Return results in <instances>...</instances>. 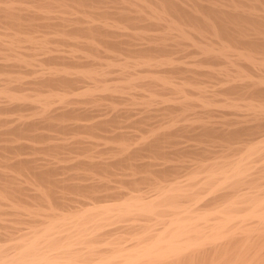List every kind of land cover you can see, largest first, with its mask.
<instances>
[{
	"label": "rangeland",
	"instance_id": "1",
	"mask_svg": "<svg viewBox=\"0 0 264 264\" xmlns=\"http://www.w3.org/2000/svg\"><path fill=\"white\" fill-rule=\"evenodd\" d=\"M156 1L89 0L85 3L81 2V4L77 0H55L46 4V6L39 10L41 15L34 17L33 23L35 25L33 26V30H35V33L38 35H44L46 34L44 31H47V38L52 41L50 45H52L54 49L59 48L61 50L40 53L37 55L40 59L38 57L37 59L41 60V62L43 61V64L40 63V65L36 60L35 66L21 63L13 57L9 58L11 55L10 51L5 50L4 52H0V89L4 87L9 89V91L11 90L14 94H17V92L19 94V92L22 91L20 95H36L42 93L59 94L50 100L39 98V100L32 101L25 99V101H23L25 105L21 107L14 106L13 103H16L17 100L11 99L6 93L0 94V171L10 174L9 176L12 175L11 180H9L11 182L9 193L7 194L8 196L6 195L0 198V246L4 251H14L17 253L25 244L24 241L15 242V239L21 238L24 240L35 238L50 223L54 222L60 226L66 224L68 221H78L75 230L79 228L83 230V232L81 235L77 233L74 234V231L73 234L71 232H66L69 233V235L64 234L65 232L59 235H51V237H54V240L47 243V245L52 249L53 253L60 258L76 260L83 264H87L100 257L106 258L107 256L116 255L121 248H125L130 252L140 249L145 245L151 244L154 238H157V228L158 231H161L163 228L162 222L171 218L170 210L160 206L155 211V215L153 213L140 212L139 210L127 213L124 211L122 203L125 204V200L132 198L134 195H142V197L151 196L157 191V186L160 185L159 181L162 184L164 182V184H167V181L171 182L172 180H175L172 182L178 183L184 181L183 183L185 186L183 183L181 185H183L185 189L191 190L190 193H192L190 194L188 191L189 194L186 196H180L176 199L174 197L170 200L166 199L163 200L162 203L173 202L175 204V202H177V204L180 203L179 205H186L195 201L196 204H193V211L195 210L196 213L211 212V210L215 211L217 208L224 207L222 208L224 212L226 210L227 213L243 215L245 212H249L248 210L253 206V203H264L261 202L264 201V126H257L255 130L254 126L252 131L247 128L249 126L259 125L258 123L261 122H259L261 118L264 120V117H262V115L264 116V96L255 94V91L258 90L256 86H259V88L262 86L264 88V83L254 84L255 82H253V80L255 79H251L253 84L248 81L250 78L261 77L262 75L260 76V74L262 73L264 76V70H258L257 67L253 69L252 65H249L243 59H237V57L233 58H235V60L237 59L236 61L238 64L236 61L233 64L225 62L228 64V66H226L225 63L223 64L224 61L222 62L221 60L224 58H214L215 61L210 58L211 61H209V58L207 60L204 56V64H202L201 60L204 58L203 55L197 53L191 46L186 47L184 44L185 46L183 45V47L179 42V38H176L177 36H182L177 33L180 27V32L182 30L189 31L190 33L192 32L190 36L186 35L185 37L219 36L210 33H193V31H191L197 30V32H201L198 29L202 31L203 29L204 31L207 29L206 32L208 31L209 26L206 27V25L201 24L202 22L200 21L207 20V14L208 16L210 14L209 11L206 12L204 10L207 9V7H211L210 4L212 1L214 4L211 5L212 7L217 6L216 9L220 8L223 11H228L230 9L232 12L233 8H237L234 12L243 11L244 13L246 10L252 13L258 12L257 14L259 15L261 14L260 12H262L264 16V8H262L264 7L262 5L264 4V0H252L254 4L256 2V4L259 3V7L256 4L257 7H252L254 5L251 4L253 2L250 3V0L249 2L247 1V4L246 0L245 2L244 0L240 2L238 0L239 3L236 0H200L202 5L198 4L197 0H192L193 2L191 0L182 1L185 8L189 9V11H193L192 13L195 12L194 14L200 17V21L198 22L201 25L196 24L197 18L194 21L195 24L192 23L193 21L191 19H189L191 23H188L189 20H183L184 18L182 19V16L178 15L179 13L177 10L174 11L175 9L171 8L166 3ZM205 3L208 5L205 6V9H202ZM243 3H245L246 6H244L245 4ZM248 3L251 4V7L254 8L255 11H250L247 8ZM200 6L203 7L199 8ZM260 6L262 9L259 11L258 9H260ZM119 10L124 11L125 15L129 14L130 16H136L142 13L146 16L141 19L129 21L123 19L122 14H118ZM196 13H199V15ZM44 15L49 17H44ZM211 16L212 15L209 16L210 20L213 19ZM175 21H178V24H175ZM216 22L217 20L214 19L213 22L210 23L211 26L209 29H217L215 27V25H217ZM232 23L230 22V26H232ZM242 24H244L245 27L247 26V30H251L252 28L251 31H248L250 33L252 32L251 34H253V37L261 36L254 33L256 28L250 26L251 24L247 21H242ZM235 26H237L236 23L232 26L234 27L232 29L241 28L239 25L238 27ZM96 27H99L98 29L104 28L105 30L116 32L117 34H114L112 38L115 36V40L120 39V41L124 38V44L126 39L128 41V38H130L129 41H131V43L132 41L135 43L136 41L137 43L147 41V44H150L148 41L151 42L153 40L159 43L161 41L159 38L162 36H176L175 52L173 54L177 59L175 60V63L177 62L175 66H177L178 69L184 67L187 70L188 68V72L185 69L183 70V68L181 69L182 71L177 69L178 72L175 71V73L172 74L175 75V78H173V76L172 78L175 80L176 85L180 86L181 83L183 84L182 81L185 80V78L184 80L182 78L184 77V73H182L184 71L185 75L188 73L186 79L189 80L188 77L191 76L192 79L194 78L193 82H197L201 90L203 88L204 91L194 90L198 88L196 84L194 88L192 85L188 86L189 90L185 88L183 92L180 91V93L186 94V98L191 97L189 99L187 98V102L186 100L184 101L186 103H183V98L185 96L178 93V91L175 90L178 94H173L170 90H161V94L165 97H170L171 93L172 97L173 95L175 96V109H173L175 111L172 110V112L166 108L161 109L160 107L162 104H159V109L157 106L158 104L153 103V105L151 104L150 106L147 103V105H145L142 97L145 94L148 95L150 91L144 89L149 86V84H143L146 81L144 78L145 81L141 79H138L137 82L135 81L136 88L134 86V88L126 90L136 95V97L134 96V98H136L135 100L134 98L131 100L132 98L126 97L128 96L125 95L126 91H121L119 89H116V92L115 90H111L112 92L103 89L97 90L95 92L96 97L94 98L86 94H74L73 89L77 86H75L76 83L73 85L75 86L74 88H69L71 87L70 85L67 87L66 84L64 85L62 83L57 86L36 83V80L48 74L46 70L48 69L49 71V67H53L51 65L52 63L54 67L58 66L61 68L62 65L68 66L72 68L69 69L72 72L77 68L91 67L94 69L96 68L97 71L99 70V74L105 73V76H107L106 72L109 71L108 73L110 74L111 71V75L108 74L109 77H107L110 79L109 82H111L112 85L114 82V86L110 84L112 87L117 86L116 84L119 83V81L117 82L115 80L116 77H118V79H123L121 76L126 78L128 74L125 73L127 72H118L116 70L119 68L118 65L121 64V61L125 62L124 60L129 56L126 52H124V56L125 54L127 56L126 58L123 56L122 52H118V54L112 52V58H109L111 57L110 54L108 57L105 51H100V53H98L99 55L97 54L96 56L83 54L81 50L70 53L65 50L76 47L72 41L75 42L78 39L80 41H87L89 39L88 35L86 36L81 33L60 34V32H57L60 31V29L75 31L77 28L79 30L82 28L96 29ZM220 28L218 27V29ZM168 29L169 33L171 32L170 30H172L176 32L177 35L175 33V35L173 33L169 34L167 32ZM140 31L143 33H140ZM163 31L168 34H165V32L164 34L161 33ZM103 37L109 39L111 36ZM146 37L154 38L150 40ZM237 37L240 40L242 37L246 36L242 35V37ZM132 38L133 40H131ZM177 40H179V45L181 44L182 48L179 45L178 48L176 45ZM155 42L152 45L157 44ZM168 42H171V40ZM124 44L123 47H127V44ZM230 44L232 46L235 44L238 46L237 43ZM242 46L243 44L239 43V49H241V51L254 54V56L257 57L256 59L261 60L264 58V47H262L263 50L259 48V50L255 51L258 48L254 50L252 47H245L244 45L243 48ZM185 48H188V50L191 48V50L187 52ZM233 48L234 50L240 51L238 47L236 48L233 46ZM5 52H9L8 54L10 55L4 54ZM119 53L121 54L119 55ZM115 54L117 55L116 57ZM51 56L59 57L51 58ZM122 58L125 59L123 60ZM218 60L221 61L226 68L221 70L222 67L218 65L219 63L220 65L222 64ZM110 61L114 62L112 64H115V67L105 66L111 64ZM199 61L200 63H198V66L200 68L196 73L200 72L202 68L206 66L205 62L210 64L212 62L213 65H215V67H213V65L207 64L209 68H221L215 70L214 73L217 71L216 74L208 69L212 73L209 75V73H207L209 72L206 69L207 67L202 70V73L195 74L193 70L194 68H198L195 64ZM98 63L101 66H99ZM217 63L218 65H216ZM240 63L245 66L241 64L242 67L238 68L237 65L240 66ZM56 64L57 66H55ZM200 64L203 67H201ZM188 66L191 67L189 68ZM235 67L238 69L235 70ZM244 67L246 69H243ZM33 68H35L36 71ZM213 68L211 70L214 71ZM229 68L230 71L233 70V72H228L231 74L228 76L226 71L229 70L224 69ZM130 69V71L133 70L132 68ZM137 69L142 70V68ZM191 69H193L191 72L194 74L189 71ZM256 69L259 72H253L257 71ZM234 70L240 73H235ZM243 70L245 71L242 72ZM221 71L222 74H220ZM74 72L71 73V78L77 79L76 81L79 86H82V84L86 85L84 80H87L88 83L91 84L95 82V80L85 79L81 76H78V78ZM223 73L226 75H223ZM252 74H256V76ZM101 75L102 74L99 76ZM111 79L114 80L112 81ZM103 83L105 82H100L101 85ZM204 83L206 86L205 88L203 87ZM226 86L228 87L226 88ZM202 92L205 94V97ZM63 96H65V98L62 100L61 98ZM179 96L180 99H182V103ZM201 96H203V99L205 98V101L199 100ZM182 104L185 105L182 106ZM164 105L162 106L165 107ZM69 108H80L85 109V111H72L64 116H60L64 109ZM30 119L31 121L36 120L39 122L32 130V134H19L12 130L13 126ZM204 123L210 126L215 124L216 127L219 125L218 128L221 126H223V128L227 126V128H231L233 126L235 129L239 127V125H242V128L239 127L242 134L240 133L238 136L229 139L227 137L224 138V136L218 137L219 134H215L216 136L213 134V136L204 135L200 137L199 134L197 135V133H199V128L197 127H200V124L201 126L204 125ZM51 124H56L57 126ZM63 126L65 128H62ZM187 126L190 129L187 128V130L184 131ZM243 128L244 130L248 129V132L242 130ZM181 129L184 130L182 131ZM195 129H197V131ZM162 132L167 137L171 135L165 143V150H167L166 155L143 150L142 147L145 142L148 141L147 139L151 140L157 135L163 134ZM144 138H146L145 141H143ZM127 157L130 158V160L125 164H116V159L119 160ZM239 162L241 166L240 172L237 174L236 172H238V170L236 171V168L239 166V164H237ZM103 164H106V166H103ZM165 164H171L172 167H175V173L169 175V177L166 178L168 179L167 181L157 176L158 172L164 168ZM34 165L37 168L34 167ZM31 167L33 170L36 169L40 171H43L44 168H47V170L50 168L53 172L50 173L52 175L49 178L52 177V179L43 181L37 178L30 169ZM212 173L216 174L213 181H209L206 184L202 182L204 177ZM155 176L158 179H155ZM53 177H55L58 184L54 181L55 179L53 180ZM49 181H54L55 184ZM3 183H5V180L0 177V188H2ZM69 183L72 184L70 185ZM73 183H82L85 185L92 184L95 185V189L94 191L92 190L93 192L71 189L70 186L74 185ZM11 189L12 191L10 192ZM50 190L54 191V194H49ZM120 190L128 195L121 196L120 199L118 198L116 200L109 198L102 204L95 201L99 196L103 198L102 195L104 193L111 194L112 192L114 193ZM244 191H249L246 193L247 195L243 194V199H240V201L246 199L245 202L242 204L240 203L241 205L239 206L237 204L234 205V203L239 200H235L231 197L235 195V192L244 193ZM253 195L254 197H252ZM253 198L256 199L252 200ZM111 199L113 201L115 200L114 202H116V204L114 202L112 204ZM110 203L112 204V209L106 212L108 210H105L103 206L106 204L110 206ZM101 205H103V209L100 207ZM98 207H100V209H96ZM120 207L125 213H119L117 211L118 209L121 210ZM124 207L126 208L127 205ZM214 208L216 209L214 210ZM87 209L89 211L84 213ZM216 214L213 215L212 218L216 216L219 218L220 215H222L221 217L224 216V214ZM67 218L68 220L64 223L63 220ZM254 218L255 217L247 218L248 220L244 219L245 221L243 223L246 225H252L254 223L251 227L248 226L249 231L247 230L246 232L229 235L214 243L206 244L197 250H191L178 258L171 257L162 261L154 260L153 262L144 261L142 264H264V223L262 222L263 224L261 223L259 225V223H256L259 218L256 217L258 220ZM242 219L238 221L237 218L235 220L237 224L235 222L233 223L234 225L231 224L233 228L239 225L238 223L241 224V221H243ZM168 234L170 235V233L167 232V235ZM67 238H80L81 240L76 241L71 239L74 240L73 242L70 240V242L73 243L75 249L68 250L65 247L66 244L69 243L68 240H66ZM82 249L83 251H80ZM30 254H35V250H31Z\"/></svg>",
	"mask_w": 264,
	"mask_h": 264
},
{
	"label": "bare ground",
	"instance_id": "2",
	"mask_svg": "<svg viewBox=\"0 0 264 264\" xmlns=\"http://www.w3.org/2000/svg\"><path fill=\"white\" fill-rule=\"evenodd\" d=\"M52 1H55V0H0V52L1 51L4 52L5 50L6 51H10L11 55L8 54L9 52L8 53L5 52L4 54H7L8 56L10 55L9 58L13 57V58L17 59L21 63H24L26 65H31L32 66V65L35 64L36 60L39 62V64L43 62V61L41 62V60L37 59V57L39 58V56H37V55H39L40 53L42 54V53H47V52L54 51V50H61L59 48L58 49H54L52 47V45H50L52 41H50L47 38V31H44V33H46V34H44L46 36H44L43 34L42 35H38L37 33H35L36 31L33 30V26L35 25L33 23L34 17L38 16V15H41L39 10L42 9L44 6H46V4L51 3ZM77 1H79L80 3L81 2L85 3V2H87L89 0H77ZM123 1H128V0H123ZM149 1H151V0H149ZM154 1H156V0H154ZM158 1L166 3L171 8H174L175 9L174 11L177 10V12L179 13V14L178 13L177 14L182 16L181 18L182 19L184 18L183 20L191 19L193 21L192 23L195 24L194 21L197 18L196 24L197 25L199 24L198 21H200L199 20L200 17H197L194 14L195 12L192 13L193 11H189V9L185 8L183 6V4H182V1H188V0H158ZM158 1H156V2H158ZM197 1H198L197 2L198 4L202 5L201 4L202 2L200 0H197ZM199 1H200V3H199ZM236 1L238 2V0H236ZM240 1L241 0H239V2ZM247 1L249 2V0H246V4H247ZM254 1H256V0H254ZM257 1H260V0H257ZM212 2H211V4H214ZM244 2H245V0H244ZM251 2H253V1L250 0V3ZM194 3H195V1H194ZM211 4H210L211 7H207V9H205V6L208 5V4L206 5V3L203 4L204 8H202L203 6L199 7V8L205 9L204 11H206V12L209 11V14L212 15L211 18H213V19H211V20H210V17H209L210 15L208 16V14H207L208 18L203 16L204 18H207V20L204 19L205 21H200V22H202L201 24L206 25V27L209 26L208 27V31L206 32L207 29H205V31H204V29H203V31L201 29H198L201 32H197V30H191V31H193V33L196 32V33H200V34L210 33V34H214V35H219L220 37L219 36L218 37H216V36L215 37H209V36L208 37L207 36H205V37H203V36L202 37H193V36L189 37L190 34H192V32L190 33L189 31L187 32L185 30L184 31L182 30L180 32V30H181V27H180V30H178L180 33L179 32H177V33L179 35H182V36L184 35V36L183 37L182 36L181 37L180 36L179 37L175 36L176 38H179V40H180V41L177 40V44L176 45L178 46L179 42H180L182 44V46L184 44L186 45V47L187 46H191L192 49L194 48L197 53L203 55V57L205 56L207 60L209 58V61H211L210 58L213 59V61H215L214 58H216V59L224 58V59H221L222 62L224 61L223 64L225 62H227L229 64L230 63L233 64L237 59H241V60L243 59L249 65H252L253 69H254V67H257L258 70H262L263 71L264 70V58H262L261 60L260 59H256L257 57L254 56V54H252L250 52L249 53H245V51H241V49H239V43L240 44L242 43L243 46L245 45V47H252V49L254 48V50H255V48H258L255 51L259 50V48L263 50L262 47H264V16H263L262 12H260L261 13L260 15L257 14L258 12L257 13L254 12V13H256V14H254V13L246 11V10L244 11V13H243V11L234 12V10H236L237 8L236 9L233 8L232 12H231L230 9H229L230 11L229 10L228 11H223L220 8L216 9V7H217L216 5L217 4L214 5L216 7H212ZM243 4H245V3H243ZM243 4H241V5H243ZM246 4L244 6H246ZM251 4L254 5L252 7H255L256 5L259 7V3L255 5L254 2H253ZM251 4L248 3L247 8L250 11L251 10L255 11V9L251 7ZM262 5L264 6V4H262ZM262 8H264V7H262ZM262 8L260 6V9H258V10L260 11ZM239 10H241V9H239ZM120 11L121 10H119L118 14H122V18L123 19H127L129 21L130 20L141 19V18L146 16L145 14L143 15L142 13H141V15L130 16L129 14L125 15L124 11H121L123 13H121ZM196 14L199 15V13H196ZM51 15H53V14H51ZM44 17H49V16L44 15ZM201 18H202V16H201ZM214 19L217 20V22H216L217 25H215V27L217 29L212 30V29H209V28L211 26L210 23L213 22ZM191 20H189L188 23H191ZM231 20L233 21V23H232ZM228 21H229V23H228ZM242 21H247L249 24H251L250 26H254L256 28V29L253 28V29L256 30V31H254V33L256 35H258V36L259 35H261V36L260 37H253V34H251L252 32L250 33L248 31L250 29L247 30V26L245 27L244 24H242ZM177 22L178 21H175V24H178ZM180 22H179V24H180ZM230 22L232 23V26H234L235 23H236L237 26H235V27H238V25H239V26H241V28L232 29L234 27L230 26ZM46 23H47V21H46ZM201 24H199V25H201ZM220 26H221V28H220ZM92 27H95V26H92ZM218 27L220 29H218ZM98 28L99 27H96V29H94V28L83 29L82 28V29H79V30L77 28L75 31H69V30L67 31L66 29H64V30L60 29V31H57V32H60V34L61 33H78V34L81 33V34H85L86 36L88 35L89 39L87 41L86 40L85 41H83V40L80 41L79 39H78L79 41L78 40H76L75 42L72 41V43H74V45H76V47L65 50V51H69L70 53H73V52H75L77 50H81L83 52V54L96 56L98 53H100V51H105V52H107V54H108L107 56L109 57V54L111 56L112 52H116L117 54H118V52H122L123 56H124V52H126L127 55H129V56L127 57L126 54H125L124 57L125 58L127 57L126 60H124L125 58H122L125 62L121 61V64L118 65L119 68H117L116 70L118 72L119 71L127 72L125 74H128V75H126L127 76L126 78L124 76H121L123 79H118V77H116L115 80L117 82L119 81V83L116 84L117 86L112 87V86L115 85L114 82H113V85L111 84V82H109L110 81V79L108 78L109 77L108 76V74H109L108 72L109 71L106 72V75L108 77L105 76V73H100V74H102L101 76H104V77H101V76H99L100 75L99 74V70L97 71L96 68H95L96 69L95 70L94 68H91V67H87V68L84 67V68H80V69L77 68V69H75L76 71L74 70L75 72L73 71L74 73H76L77 77L81 76L82 78H85V79L95 80V82L93 84H91V83H88L87 80L83 79L84 82H86V85L82 84V86H79L77 81H76L77 79L75 80V79H73V77L71 78V73H73V72L70 71L69 69H72V68H69L68 66H65V65L64 66L62 65L61 68H60V67L57 66V64L55 65L57 67H54L53 63L51 64L53 67H49V71H48V69L46 70L48 72V74H46V76L36 80V83L41 84V85L49 84V85H56V86L57 85H61V83H62L64 85L66 84L67 87L70 85L71 87H69V88H74L77 85L73 89L74 94H78V95L86 94L89 97H94L95 98L96 97L95 96V92L97 90H101V89L109 90V91L115 90V92H116V89H119L121 91H126V90H129L131 88H134V86L136 88L135 81L137 82L138 79H141L143 81L146 80L143 84H149V86L147 88H144V89H147L148 91H150V93L148 95L145 94L142 97V99L144 100L145 105H147V103L150 106H151V104L153 105V103L154 104H158L157 106H158V109H159V106L161 104L162 105L165 104L164 105L165 107H163L161 105L160 108L161 109L162 108H166V109H169V111H172L173 109H175L174 104H175V100L176 99H175L174 95L172 97V93L173 94L177 93V92H175V90L178 91V93H180V91L183 92L185 88H187L186 90H189L188 86H190V85H192V87L194 88L195 84L197 85L196 87H198V88H196L194 90H197V91L201 90L200 85H198L197 82L196 83L193 82L194 78L192 79L191 76H190V74L192 73L191 71L193 69L189 70L191 72L189 74L190 77H188L189 80L186 79L187 78L186 75L188 73H186V75H185V72L183 71L182 73H184L183 74L184 77H182V78H183V80L185 78L186 81L185 80L182 81L183 84L181 83L180 86L176 85L175 80L173 79V78H175L174 77L175 75H172V74H174L175 71L178 72V70L182 71L181 70L182 68H183V70L184 69L186 70V68L180 66L182 68L178 69L177 66H175V65H177V62L175 63V60H177V59L173 55L174 52H175V41H176V38L174 36H171V37L162 36L160 38L159 37H155V38H159L161 41L159 43L155 42V40L151 41L152 43L148 41V43H150V44H147V41H144L146 43H144V42H140V43L138 42L137 43L136 39H135L136 43L134 41H132V43H131V41H129L130 38H128V41L126 39V42L124 44L123 43L124 42L123 40H125L124 38L122 39V41H120V39L119 40L118 39L115 40V38H114L115 36L113 37L114 39L112 38V36L114 34H117L116 32H113L112 30L108 31L107 29L105 30L104 28L103 29H98ZM101 28H102V26H101ZM251 30H252V28H251ZM170 31H171L170 33H173V34L175 33L176 34V32H173L172 30H170ZM164 32L165 31H163L161 33L164 34ZM167 32L169 33V29H168ZM140 33H143V32L140 31ZM168 33L165 32V34H168ZM186 35H189V36L185 37ZM242 35H244L246 37H242ZM97 36H99V37H97ZM103 36H106V37L107 36L108 37L111 36V37H109V39H108V38H105ZM237 36H239V37L241 36L242 38L239 40V38ZM146 38L151 40L154 37H152V38L151 37H146ZM131 40H133V38ZM169 40H171V42H168ZM154 42L157 43V44L152 45ZM230 43H233V44L237 43L238 46H236V44L233 45V46H235L236 48L238 47V49L240 51L234 50L233 46ZM123 44L124 45L127 44V47L126 46L123 47ZM181 44L179 46H181ZM179 46H178V48H179ZM182 46H181V48H182ZM55 48H56V46H55ZM185 50L188 52V51L191 50V48H190V50H188V48L187 49L185 48ZM3 52H2V54H3ZM193 53H195V52H193ZM120 54L121 53H119V55ZM7 55H5V56H7ZM116 56L117 55L115 54V57ZM26 57H28V58H26ZM57 57H59V56H51V58H57ZM112 57L113 56H111L109 58H112ZM205 57L201 60L202 64H204ZM233 57H235V58L237 57V59L235 60V58H233ZM258 58H260V57H258ZM42 59H43V57H42ZM219 62H221V61H219ZM222 62H221V64H222ZM110 63L111 64H108V65H105V66H107V67H110V66L111 67H115L114 66L115 64H112L114 62L110 61ZM198 63H200V61L197 62V64H195L198 68L197 69L194 68V70H193L195 72V74H197V73L199 74L200 72L202 73V70L205 67H207L206 68L207 70L210 69V71H212V73H214L215 70H217V69H219L221 67H222L221 70H223V68H226L223 64L222 65L224 67L222 65H220V63H219V65L217 63L216 65L221 66V67H216L217 69H215V68H213V67H215V65H213L212 62H211V64L205 62L206 66L204 65L205 67H203L200 64L201 67H203V68H202V70L200 69L201 70L200 72L196 73V71L197 70L199 71V68H200L198 66ZM214 63H216V62H214ZM236 63L238 64L237 61H236ZM100 64H102V63H100ZM103 64H105V63H103ZM207 64L208 65H213V67L212 66L211 67L214 69V71L211 70L212 68H209ZM241 64L242 63H240V66L237 65V67L238 68L242 67ZM98 65H99V63H98ZM225 65L228 66V64H226V63H225ZM242 65H244V64H242ZM99 66H101V65H99ZM95 67H98V66H95ZM175 67H176V69H175ZM130 68H132L133 70L130 71L131 70ZM137 68H142V70L141 69L138 70ZM230 68L229 69H224V70H229V71H226L228 76L231 75L228 72H230V73L233 72V70L230 71ZM238 68H236L235 70H237ZM33 69L35 70V68H33ZM40 69H42V68H40ZM206 69H205V72H206ZM231 69H233V68H231ZM243 69H246V68L244 67ZM235 70H234V72L237 73L238 71L236 72ZM258 70L257 71H253V72L257 73V72H259ZM186 71L188 72V68H187ZM210 71L207 72V73H209V75L212 74ZM239 71H240V69H239ZM244 71L245 70H243L242 72H244ZM44 72H45V69H44ZM111 73L112 72L110 71L109 75H111ZM216 73H217V71H216ZM216 73H214V74H216ZM238 73H240V72H238ZM192 74H194V73H192ZM218 74H219V71H218ZM220 74H222V71L220 72ZM206 75H208V74H206ZM223 75H226V74L223 73ZM261 75L263 76V73L260 74V76ZM172 76H173V78H172ZM250 76H251V74H250ZM250 76H249V78H250ZM253 76H256V74H254ZM262 76L261 77L258 76L257 78H259V79L250 78L248 81L251 83L252 80L255 79V80H253V82H255L254 84H262V83H264V78H263L264 76L263 77ZM197 77H199V76H197ZM102 78H104V79H102ZM111 80L113 81L114 79H111ZM187 80H188V82H187ZM202 81H204V80H202ZM100 82H105V83H103L104 85L103 84L101 85ZM253 82H252V84H253ZM200 83H203V82H200ZM74 84H75V86H73ZM203 87L204 88L206 87L205 83H204ZM227 87L228 86H226V88ZM256 87H257L256 89H258V90L257 91L254 90L255 94L264 96V88L262 86L260 88H259V86H256ZM134 90H133V92H134ZM161 90H170V91H172V93L170 92L171 93L170 97H168V96L165 97V96H163L161 94V92H160ZM202 90H203V88H202ZM205 91H206V89H205ZM21 92H19V94H18V92H17V94L16 93L14 94V93L11 92V90L9 91V89H6L4 87L0 89V94L6 93L9 97H11V99L17 100L16 103L15 102L13 103V105L17 106V107H21V106L25 105V103H23V101H25V99L32 100V101L39 100V98L45 99V100H50L54 96L59 95V94L56 95V94H53V93H51V94H43L42 93V94H36V95H30V94H28V95L26 94L25 95L23 93L24 95H20ZM182 92L180 94L184 95V94H182ZM252 92H253V90H252ZM252 92H250V93H252ZM25 93H26V91H25ZM113 93H114V91H113ZM202 94H203V92H202ZM125 95H128L126 97L132 98L131 100H133L134 96L136 97V95H133L130 91H126ZM184 96L185 97L183 98V103H186L187 100L189 98H191V97H189V98L187 97L188 98L187 99L186 98V94ZM203 96L205 97V94H203ZM203 96H201V98H199V100L201 99V100L205 101V98L204 99L202 98ZM64 98H65V96H63L61 99L63 100ZM111 98H113V97H111ZM206 98H208V97H206ZM135 99L136 98H134V100ZM179 99H180V96H179ZM180 100H181V103H182V99H180ZM185 100H186V102H184ZM184 105L185 104H182V106H184ZM150 106H148V107H150ZM72 111H85V109H80V108L64 109L60 116H64L65 114H67L69 112H72ZM173 111H175V110H173ZM170 114H172V113H170ZM115 115H117V114H115ZM260 115H262V114H260ZM57 116H59V115H57ZM262 117H264V116L262 115ZM113 118H116V117H113ZM259 122L260 123H258V124L260 126L259 125H253L252 127L251 126H249V127L245 126V127H247L249 130L251 129L250 131H252L254 126H255L254 130H255V128H257V126L258 127H261V125L264 126L263 118H261L259 120ZM38 123L39 122L36 121V120L35 121H33V120L31 121V119L30 120H25V121H22L21 123L15 125V126H13L12 130L14 132H16V133H19V134H24V133L25 134H32V130L35 128V126H37ZM100 123H102V122H100ZM51 125L57 126L56 124H51ZM218 126L216 127L215 124L210 126L209 124H206V123H204V125L201 126V124H200V127H197V128H199L198 129L199 133H197V135L199 134V136L201 137V136H204V135H212L213 136V134L214 135L215 134H219L218 137L224 136V138L227 137L229 139V138H233V137L238 136L240 133L242 134L241 130L239 129V127H241L242 125L241 126L239 125V127H237L238 129L237 128L235 129L233 126L231 127L232 129L231 128H227L228 126L225 127L227 129L223 128V126L218 128ZM62 128H65V127L63 126ZM187 128H188V126L186 127L185 130L184 129H181V130L182 131L183 130L186 131ZM188 129H190V128H188ZM195 130L197 131V129H195ZM242 130H244V128ZM247 130H244V131L248 132ZM122 134H124V133H122ZM168 136L170 137L171 135H168ZM169 137H167L164 133L160 134V135H157L155 138H152V139L149 137L151 140L147 139L148 141H146L144 146L143 147L141 146V147L143 148V150H148V151H151V152H155V153H160V154L166 155L167 154V152H166L167 150H165V143H166V141H167V139ZM146 138H144L143 141H145ZM171 140H173V139H171ZM170 142H174V141H170ZM142 148H141V150H142ZM129 160H130V158H128V157L127 158H123V159L121 158L119 160L116 159V164H125ZM238 161H240V160H238ZM114 162H115V160H114ZM23 163H24V161H23ZM237 164H239V166L236 168V171L238 170V172H236V173L239 174V172H240L239 170H240V166H241L240 164L241 163L239 162ZM18 165H19V163H18ZM169 165H171V164H165V166H164V168L162 170H160L159 172L157 171L158 172L157 176H159L164 181L168 180L166 178L169 177V175H173L175 173V167L174 166L172 167V165L171 166H169ZM103 166H106V164H103ZM20 167H22V166H20ZM32 167L30 169L33 171V174L37 178H39V179H41L43 181H46L48 179H52V177L51 178H49V177L52 175L50 173H52L53 170L51 171L49 167H48L49 168L48 170H50L51 172L48 171L47 168L46 169L44 168L43 171H40V170H36V169L33 170ZM34 167H36V166L34 165ZM17 168H19V167H17ZM38 169H39V166H38ZM41 170H42V168H41ZM236 173H235V175H236ZM9 175L10 174H8V173L6 174L5 172L0 171V177H2L3 180H5V183H3L2 188H0V198L1 197H5L9 193V186H10V182H11L9 180H11V176H12V175L11 176H9ZM215 175H216L215 173L209 174L208 176L204 177V179H202L203 181L202 180L201 181L206 184L209 181H213L215 179ZM14 176H16V175H14ZM228 177H229V175H228ZM54 179H55V177H53V180ZM155 179H158V178H156V176H155ZM50 181H52V180H50ZM54 181L56 182L57 180L55 179ZM172 181H175V180H172ZM172 181L171 182L167 181L168 182V183L166 182L167 184H164L165 182L162 184L159 181L160 185L158 184L159 186H157V191L154 194H152L151 196H149V197L148 196L147 197L146 196L142 197V195H140V196L139 195H137V196L134 195L135 197L133 196L132 198H130L128 200H125V204H123L121 202L122 206L124 208V211L127 212V213L139 210L140 212H147V213H151V214L153 213L154 214L155 211L160 206L162 208L165 207L168 210H170L169 212L171 214L170 215L171 218H168V219H166L165 221L162 222L163 223L162 224L163 228L161 229V231L160 230L158 231V228H157L156 232H158V236H157L156 239L154 238V240H153V242L151 244L145 245L142 248L134 250V251L132 250L133 252L132 251L131 252L127 251L125 248H121V250H119L116 255L107 256L106 258L100 257V258H98L96 260H92L91 263H87V264H142L144 261L153 262L154 260L162 261L164 259L171 258V257L178 258V257H181V256L185 255L187 252H189L191 250H194V249L197 250L199 248H202L206 244L214 243V242H216L218 240H221L222 238L228 237L229 235L237 234L239 232H246L248 230V228L251 227L254 224V223L252 225L244 224L243 222L245 220H248L247 218L255 217L254 219H256V220H258L257 218H259L258 222H256V223H259V225L262 222L264 223V209H263V207H264L263 204L264 203H257L256 204V203H253L251 201L253 203V206L248 210L249 211L248 213L245 212L246 214L244 213L243 215H241V214L240 215H234L232 213H227L226 210L224 212V210H222V208H224V207H221L219 209L217 208V210H215L216 208H214L215 211L211 210V212H201L200 213L198 211L199 213H196L195 210L193 211V209H194L193 204H196L195 201H192V202H190L189 204H186V205L185 204L184 205H179L180 204L179 202H178L179 204H177V202H175V204L173 202H171V203H164L163 202L162 203V201L166 200V199L170 200V199H173L174 197L176 199V198H179L180 196H182V197L186 196L191 191V190L189 191V190L185 189V187H184L185 185L183 183L184 181L182 182L184 186L181 185L182 184L181 182L178 183V182H172ZM53 182H50V183H53ZM55 182H54V184H55ZM69 184L71 185L72 183H69ZM73 184L74 185L70 186L71 189L73 188V189H77V190H83L85 192H87V191L89 192V191H92V190L94 191V189H95V185H92V184H90V185H85V184H82V183L81 184L73 183ZM62 187H64V186H62ZM12 189L10 190V192L12 191ZM188 191H189V193H188ZM49 192H50L49 194H51V195L54 194V191H52V190H50ZM248 192L247 191H244V193L243 192H241V193L240 192H238V193L235 192V195L232 196L231 198H233L235 200H239V201L235 202V200H234V202H235L234 205L237 204L239 206L243 202H245L246 199L243 200V201H240V199H243L244 198L243 194H246ZM104 194L102 195L103 198H100L101 196H99L97 198L95 197L97 199L95 201L102 204L103 202H105L109 198H113V199L116 200L118 198L120 199L121 196H124V195L127 196L128 195L127 193H125V192H123L121 190L120 191H116L114 193L112 192L111 194H106V193H104ZM189 196H191V195H189ZM252 197H254V195ZM254 199H256V198H253L252 200H254ZM114 201L112 200V204H113ZM126 201H128V202H126ZM261 202H264V201H261ZM114 203L116 204V202H114ZM121 203H119V204H121ZM112 204L110 206H109V204H106L104 206L101 205L100 207L103 206L105 208V210H108L106 212H109L112 209L111 208ZM125 205H127L126 208L124 207ZM220 205H222V204H220ZM100 207H98L96 209H100ZM103 207H102V209H103ZM119 210L120 209L117 210L119 213H121V212L125 213L124 211H122L123 210L122 208H121L120 211ZM200 210H202V209H200ZM88 211L89 210L87 209V211H85L84 213H86ZM216 213L224 214V216L221 217L222 215H220L219 218H217V216L212 218L213 215H215ZM237 218H238V221H239V219L241 220L243 218L242 219L243 221H241V224L238 223L239 225L234 226V228H233V226L231 224H233ZM67 220H68V218L64 219L63 220L64 223ZM70 220H71V218H70ZM74 221H76V220H74ZM235 223L237 224V222H235ZM77 225H78V221L77 222L68 221V222H66V224H62L60 226L57 223L52 222L48 226H46L45 229L42 230L41 233L35 238H29V239H24V240L21 239V238L20 239H15L16 240L15 242L24 241V244H25V245H23L21 247L22 249H20L17 253H15L14 251L6 252L0 246V264H83V263L78 262L76 260L60 258L55 253H53L52 249H50V247H48V245H47V243H49L52 240H54V237H51V235H54V234H58L59 235V234H63L65 232L64 234H68L69 235L70 232L73 234V231H74V234L77 233V234L81 235L83 230H80L79 228H77V230H75ZM154 225H156V224H154ZM149 226H151V225H149ZM152 227H150V228H152ZM66 232H69V233H66ZM167 232L170 233V235L169 234L167 235ZM71 239H74V238H71ZM71 239L70 238L66 239L69 242L65 246L68 250H72L74 248L73 243H72L74 240H76V241H80L81 240L80 238L79 239L75 238L74 240H71ZM70 240L72 242H70ZM45 245H47V246H45ZM31 250H35V254L31 255L30 254ZM80 251H83V249L80 250Z\"/></svg>",
	"mask_w": 264,
	"mask_h": 264
}]
</instances>
